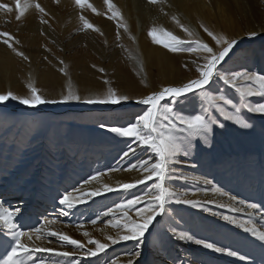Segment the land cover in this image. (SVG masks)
Masks as SVG:
<instances>
[{
    "label": "rangeland",
    "instance_id": "1",
    "mask_svg": "<svg viewBox=\"0 0 264 264\" xmlns=\"http://www.w3.org/2000/svg\"><path fill=\"white\" fill-rule=\"evenodd\" d=\"M24 2L25 0H21L22 4ZM37 2L48 12L43 17L48 21L47 24L41 23V14L35 7L29 8L17 20L19 13L16 10V0H0V4H6L10 9L0 8V32H8L18 39L20 44L16 47L29 58L24 60L17 56L0 40V93L11 90L18 95H27V84L31 82L47 99H58L69 87L78 91L81 96H87L105 92L109 86L104 83L107 80L111 87L124 94L128 92L126 85L132 80L124 74L125 69L135 72L143 80L148 79L149 69L146 68V62L155 55L144 56L139 51L135 53L120 41L108 43L106 34L113 36L115 29H119V19L108 18L111 14L105 11L107 4L104 0H86L96 9L95 12L92 9H81L70 0H59L58 3L56 0H31L33 4ZM111 2L122 13L120 21L132 26V29L126 31L127 34L124 33V28L120 27V30L130 41L134 37L132 41L137 47L140 40L138 41L136 34L138 31H145L141 25L147 17V20H153L162 26V21L172 20L175 14L194 33V37L208 43L210 37L201 25L214 33L227 36L238 35L242 28L248 30L254 27V23L240 16V7L236 0H177L174 3L172 0H161L156 5L149 4L148 0ZM80 15L99 31L83 29ZM171 27L172 25L162 26L182 39H189L182 29ZM258 29L264 35V22L259 24ZM35 32L43 35L39 43L30 40ZM239 41L242 43L238 51L246 52L247 56L233 57L224 67L238 70L243 65L251 71L264 72V45L252 44L253 41L244 43L242 39ZM185 54V64L193 66L189 69L183 63L182 68L195 78L197 73L193 61L202 63V60L196 54ZM61 60L64 64L60 63ZM65 65L67 76L60 72V68ZM100 68L105 71L100 72ZM178 77L186 80L188 76L183 78L181 74ZM221 87L223 89L225 86ZM147 88L148 85L142 86L144 93L148 91ZM227 95L238 100L234 90L228 89ZM250 99L253 102H264L258 96ZM126 103L127 101L113 105L70 101L29 108L16 101H9L6 107L0 106V200L5 201V207L13 208L20 203L21 197L27 202L25 215L17 221L24 230L41 227L46 217L58 221L49 226L51 230L63 231L77 240L86 242L84 231L90 232L102 242H107L105 233L116 235V230L103 222L108 218L103 217L102 213L108 208H114L117 203L144 195L148 191L144 184L129 191L117 190L92 197L72 209L67 216L60 214L57 191H72L74 186L80 187L84 179L97 171L106 174L102 176L100 183L93 182L83 186L85 192L97 188L102 190L103 184L115 187L120 183H131L143 178V169H125L137 160L147 159L150 153L137 147L134 155L122 159L123 152L128 151L125 143L127 138L117 137L108 131V127H100L101 124L109 127L126 126L127 122L134 121L137 115L146 110V106L131 108L130 102L123 106ZM110 105L118 108H106ZM84 108L92 110L87 111ZM75 109L78 110L73 111ZM198 109L199 101L190 94L185 110L193 112ZM242 114L250 118V122L254 124L253 129H240L231 121H224L219 113H215L225 123V128L215 132L211 148L206 151L194 150L188 158L180 157V162L175 167L188 179H172L170 187L178 193L186 194L184 198L201 201L211 212L235 216L240 220L251 219L258 228L264 230V219L259 214L249 217L247 213L250 210L247 209L245 212H234L232 207L242 205L229 199V196H236L246 202L264 204V120L260 118V114L247 113L246 110H242ZM30 138L32 139L29 142ZM127 143L136 147L131 140H127ZM201 147L207 146L201 144ZM109 168L119 170L108 172ZM204 179L211 180L212 185H205ZM146 183L151 186L150 181ZM213 186L221 188L228 195L213 192ZM74 195L79 196V193ZM174 199L166 206L165 214L158 216L150 229L152 236L149 237V246L160 249L158 255L152 257L153 264H173L178 257L187 258L190 264H264V248L250 233L219 216L211 215V212L203 211V208L176 204ZM221 204L225 207H220ZM261 211L264 212V209ZM129 215L134 216L135 212H130ZM97 216L101 219L95 225L91 224V220ZM80 225L83 227L80 228ZM173 227L191 231L198 238H209L220 246L237 250L248 259L242 261L238 257L214 253L195 244L174 239L166 247H161L159 234L168 232ZM2 238L3 230L0 229V239ZM61 244L56 237L35 241L36 246L74 251L73 246L61 248ZM134 245V241H121L110 245L96 257L76 256L62 259H76L81 264H110L112 260H116L119 264L127 259L126 253ZM4 254L5 247L0 245V257ZM36 256L46 260L49 257L61 259L47 252H37Z\"/></svg>",
    "mask_w": 264,
    "mask_h": 264
},
{
    "label": "snow or ice",
    "instance_id": "2",
    "mask_svg": "<svg viewBox=\"0 0 264 264\" xmlns=\"http://www.w3.org/2000/svg\"><path fill=\"white\" fill-rule=\"evenodd\" d=\"M56 2L58 3L59 0H56ZM104 2L111 12V16L108 18L122 20L120 11L111 3V0H104ZM148 2L151 5H156L161 0H148ZM74 3L77 7L83 9L86 0H74ZM86 6L92 9L93 12L96 11L92 4L87 3ZM32 7H35L41 14V23L47 24L48 21L43 17L47 16L48 12L38 2L31 3V0H25L23 4L21 0H16V10L19 13L16 19L20 20L25 12ZM0 8L9 9V6L0 4ZM79 19L83 23V29L99 31L83 15H80ZM172 20L187 34L189 39H182L171 31L155 26L149 30L148 35L152 37L155 43L163 45L172 53L196 54L198 59L202 60V63L193 61L197 75L187 82L179 85L161 86L158 90L135 98L118 92L110 86V82L107 80L104 83L109 86L105 92L87 96H81L78 91H74L69 87L58 99H47L40 94V90L31 82L27 84V95H18L11 90L0 93V106L3 107H6L9 101H16L20 105L36 108L41 104H59L70 101L118 105L135 99L138 104L146 106V110L137 115L134 121L127 122L126 126L109 127L101 124L100 127H108V131L114 133L117 137L127 138L125 143L128 151L123 152L122 159L134 155L137 147L150 153L147 159L137 160L135 164H130L129 168L125 169H143L142 179H137L131 183H120L115 187L103 184L102 190L97 188L94 191L85 192L83 186L93 182L100 183L102 176L106 174L97 171L84 179L80 187L74 186L72 191L67 189L63 192L57 191L59 205L61 206L60 214L67 216L72 209H75L79 204L86 203L92 197L117 190L129 191L141 184L148 188L144 195L134 196L133 199L117 203L114 208H108L107 211L102 213L103 217L108 218L103 221L105 225L116 230L115 236L105 233L107 242H102L100 239L93 237L88 231L83 232V235L87 238L86 242L74 239L63 231H53L49 226L58 223V221L49 220L46 217L41 227L24 230L23 226L17 221L25 215L27 202L21 197L20 203L13 208L11 206L5 207V201L0 200V229L3 230L0 245L5 247V254L0 257V264H81L76 259L65 261L62 258L96 257L105 252L110 245L121 241H134L135 245L126 253L127 259L119 262V264H153L152 257L158 255L160 249L149 246V237L152 236L150 229L154 226L156 218L165 214L166 206L169 205L170 201H173V198H175L174 202L176 204H186L194 208L200 207L205 212H211L201 201L184 198L186 194L178 193L170 187L172 179H188L183 173L178 172L175 165L180 162L181 156L188 158L194 150L206 151L211 148L215 132L218 129H224L226 126L215 113H219L224 121H231L240 129L254 128V124L250 122L249 117L242 114V110H246L247 113L251 114H260V118L264 120V102H253L250 99L257 96L264 99V72L251 71L243 65L239 66L238 70L224 67L233 57L247 56L246 52L238 51L242 41L228 37L223 33H214L201 25L203 31L207 33L212 41L210 44L194 37V33L182 24L175 15L172 16ZM118 26L128 31L124 23L118 21ZM158 31L166 38H158ZM247 35L256 37L258 34L251 31ZM119 38L118 32L117 39ZM132 39L135 38L132 37ZM0 40L17 56L22 57L24 60L29 59L24 52L16 47L20 44V41L12 34L0 32ZM60 63L64 64V61L61 60ZM66 67L65 65V67L60 68V72L67 76ZM93 67L96 66L93 65ZM185 67L187 68V65ZM99 71L104 72L105 70L100 68ZM141 71H143L142 65ZM221 85L225 87L222 89ZM228 89L234 90L238 100H234L227 95ZM190 94L199 101V109L193 112L185 110ZM127 140L133 141L136 147H133V144H128ZM201 144L207 147L202 148ZM117 170L119 169H107L108 172ZM149 181L151 182L150 187L146 183ZM203 183L212 185L213 182L204 179ZM211 190L220 195H228L219 187L213 186ZM74 193H79V196L74 195ZM229 199L242 205V207H232V211L245 212L247 209L250 210L247 213L249 217L259 214L261 219H264V212L261 211V209H264V204L246 202L236 196H229ZM220 207H225V205L221 204ZM133 211L135 215H129ZM211 215L219 216L222 220L242 228L260 241L261 247L264 248V230L258 228L253 220H240L235 216L217 212H211ZM100 219L101 217L97 216L96 219L91 220V224L95 225ZM79 227L82 228L83 225ZM49 237H56L61 241V248L68 245L73 246L74 251L35 245L36 240L48 239ZM173 239L195 244L214 253L238 257L242 261L248 259L246 255H241L237 250L220 246L209 238H198L196 234L188 230H177L173 227L168 232L159 234L161 247H166ZM37 252L52 253L56 257H61V259L49 257L46 260L36 256ZM110 264H118V261L112 260ZM173 264H190V261L187 258L178 257L173 261Z\"/></svg>",
    "mask_w": 264,
    "mask_h": 264
},
{
    "label": "bare ground",
    "instance_id": "3",
    "mask_svg": "<svg viewBox=\"0 0 264 264\" xmlns=\"http://www.w3.org/2000/svg\"><path fill=\"white\" fill-rule=\"evenodd\" d=\"M48 1H52L53 2L54 0H48ZM70 1L72 3L74 0H70ZM175 1H177V0H172L173 3ZM111 3L113 4V2H111ZM236 3L240 7V10H239V13H241L240 16L243 17V18H246L250 22L254 23V27H251L248 30L242 28L243 30L242 31H239V34L238 35H232V36H228V37L236 38L238 40L242 39V40L245 41L244 43L249 42V41H253L252 44H256V45L258 44L259 46L264 45V35L261 34L260 31H259V29H258L259 24H262L264 22V6H263L264 5V0H252V1H250V0H236ZM86 4H87V2H86ZM86 4H85V7L84 8L87 9V10H89V8H87ZM179 6H180V4H179ZM181 6H182V4H181ZM212 6H213V4H212ZM130 7H132V6H130ZM119 8H121V7H119ZM147 10H148V8H147ZM105 11H107V12H109V14H111L110 11H109V9H108V5L105 6ZM160 12H162V10ZM181 12H184V11H181ZM130 13H131V10H130ZM233 16L235 17V15H233ZM147 18H144V20L142 22V25H141V28L145 29V31H143V32L138 31V34H136V36H137L136 38L138 39V41L140 40L139 41V44H138V47L136 45L134 46L132 39L130 41V39L126 35L123 34V31L120 30V27H119V29L116 28V27H113V28H116L117 29V30L115 29V33L113 34V36L106 34V37L108 38V43L109 44L115 43L114 41H118V42L120 41V42L124 43L125 46H127L128 49H130L131 51H133L135 53L137 51H139V53L141 52L144 56H146V55H153V54L155 55L154 58L148 59L147 62H146V68L149 69V75L147 77L148 78L147 79L148 81L147 80H143L142 78H139L138 75L135 72H131V71L127 70V69L124 70L125 71L124 74H127L128 77L130 79H132V80H130L129 84L126 85V87L128 88V92L127 93H124V94H127L129 96H132L134 98L135 97H140V96H145V95L149 94L152 91L158 90L161 86L179 85V84H175V83L176 82H179V81H183L182 83H184V82H187L189 79H192L193 78V77L189 76V75H191L190 73L188 74L186 72V70H183L184 67L182 65L185 64V59H186V54L185 53H172L168 49L164 48L163 45H160V44L155 43L153 41L152 37H150L148 35L149 30L152 27H154V26L157 27V28H162V26L164 27L165 25H172L171 28H174V29L178 28V26L174 23L173 20H166L165 22L162 21L163 23H162V26H161V24L155 23V22H153V20H149V19L147 20ZM117 19H119V18H117ZM237 19H238V17H237ZM139 20H141V19H139ZM184 20H185V18H184ZM119 22L122 23L120 20H119ZM238 25H239V23H238ZM130 28L132 29V26H127V29H130ZM168 31H169V29H168ZM251 31H255L256 33H258V35L256 37H249L247 35V33L248 32H251ZM118 32H119V37H120L119 39H117V33ZM171 32H173V31H171ZM124 33L127 34L126 31ZM174 34L177 35L176 33H174ZM157 36L160 39H165L166 38L159 31L157 33ZM42 37H43L42 34H39V32H35L33 34L32 38H30V40L32 39V41H35V42H38L39 43V41L42 40ZM208 41H210L209 42L210 44L212 43V41L210 40V38H209ZM177 62L179 63V65H177ZM118 65H119V63H118ZM185 65H187V64H185ZM187 66L190 69L191 66H193V64H190V65L188 64ZM156 70H157V72H156ZM181 74L184 76L183 78H185L186 76H188L187 79L186 80H180L181 78L178 77V75H181ZM124 79H126V78H124ZM145 85H148V88H147L148 91L146 93H144V89L142 90V86H145ZM73 103H75V102H73ZM128 103L130 104V107L131 108H136V107L144 106V105L138 104L135 99H132V101L131 100L130 101H127V103L124 104L123 106L129 105ZM66 108L68 110V107H66ZM106 108H108V109H117L118 107L113 106V105H110V106H107ZM94 109H96V108H94ZM76 110H78V109H75L73 111H76ZM84 110L89 111V110H92V109L84 108ZM139 152L140 151H138V153Z\"/></svg>",
    "mask_w": 264,
    "mask_h": 264
}]
</instances>
